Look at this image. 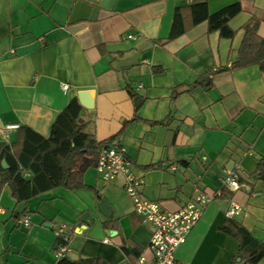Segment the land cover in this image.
<instances>
[{"label":"crops","instance_id":"1","mask_svg":"<svg viewBox=\"0 0 264 264\" xmlns=\"http://www.w3.org/2000/svg\"><path fill=\"white\" fill-rule=\"evenodd\" d=\"M200 2L209 13L239 3L228 20L231 37L206 20L192 23L190 5ZM176 7L185 30L162 41ZM250 19L263 38L264 0H0V121L18 124L0 139V151L21 139L25 126L48 136L56 115L82 92L88 130L97 140L113 136L110 146L125 151L141 194L166 210L182 206L198 185L220 188L238 164L244 186L208 203L175 251L181 264H231L239 239L221 229L229 199L242 208L232 219L264 242V181L254 177L264 157V71L250 64L212 73L238 57ZM136 52L134 65L116 68ZM82 181L88 187L30 197L15 216L18 203L0 177V264H57V230L72 260L132 264L136 253L152 257L151 229L134 211L124 176L103 180L90 166ZM254 264H264V255Z\"/></svg>","mask_w":264,"mask_h":264},{"label":"trees","instance_id":"2","mask_svg":"<svg viewBox=\"0 0 264 264\" xmlns=\"http://www.w3.org/2000/svg\"><path fill=\"white\" fill-rule=\"evenodd\" d=\"M240 9L239 3H232L214 13H209L204 2L190 5L192 23L206 20L210 30H217L220 35L227 37L234 34V30L228 25V20ZM255 24L254 19L246 23V32L238 57L228 67L217 68L212 74L250 64H256L264 71V37L261 39L255 37ZM184 30L182 13L180 8L176 7L168 35L162 38V41L172 39ZM85 114H87L86 109L79 103L77 96H73L56 115L48 136H43L25 126L21 139L2 148L1 181L7 183L16 203L25 202L34 195L58 186L69 189L88 187L82 181L83 172L88 167L96 165L99 151L110 146L113 136L97 140L88 130L89 120L84 118ZM126 122L127 120H124V123ZM2 159L6 162V167L2 166ZM254 174L255 179L264 181V157L258 158ZM237 179L240 182V171ZM220 189L219 195L224 191L232 192L224 185H221ZM24 212L25 210L18 215ZM221 229L236 235L239 239V248L231 264H236L237 259L244 261V264H254L264 255V242L254 237L242 223L227 217ZM60 245H67V237L61 232L56 247ZM122 247L126 251H132L124 245ZM135 255L132 262L137 258L138 253ZM96 260H72L62 254L57 264H93L92 261L95 264Z\"/></svg>","mask_w":264,"mask_h":264},{"label":"built area","instance_id":"3","mask_svg":"<svg viewBox=\"0 0 264 264\" xmlns=\"http://www.w3.org/2000/svg\"><path fill=\"white\" fill-rule=\"evenodd\" d=\"M61 88L66 90L68 85L62 84ZM17 127V123H1L0 121V139L7 140L10 132ZM178 168L180 166L176 164L171 166L174 170ZM95 170L103 180H109L117 174L124 176L123 188L132 201L134 211L151 229L148 245L152 251V257L148 259L141 253L132 264H181L175 257L176 249L184 243L205 206L221 193L220 188L208 192L198 185L192 197L182 206L176 210H166L159 201L147 199L141 194L142 180L130 171V161L125 151L114 146H106L99 151ZM238 171H240L239 165L235 164V167L228 170L223 177L222 185L231 191L244 186L237 179ZM241 212V206L229 199L225 207V215L235 217ZM19 221L27 225L28 215H23ZM57 233L59 234L58 230ZM66 248V245H60L57 248L58 254L62 255Z\"/></svg>","mask_w":264,"mask_h":264},{"label":"water","instance_id":"4","mask_svg":"<svg viewBox=\"0 0 264 264\" xmlns=\"http://www.w3.org/2000/svg\"><path fill=\"white\" fill-rule=\"evenodd\" d=\"M138 55L139 53L136 52L130 56L124 57V58H120L117 60V64H116V68H120V67H129L131 65H134L137 60H138ZM202 81H206V78H203ZM142 98L140 97H136L135 98V104L136 106L139 105L140 101ZM78 100L80 102V104L84 107H88V102L86 100L85 95L82 92L78 93ZM5 144V141L0 140V148ZM2 165L5 167L6 163L3 161ZM25 209V203L24 202H19L15 208V216H17L18 213H20L21 211H23ZM99 209L106 215L107 211L109 210V204L108 202L103 199L102 202L99 205ZM90 219V214L89 212L84 213L81 220L82 221H86L87 219ZM236 264H244V261H240L239 259H237V263Z\"/></svg>","mask_w":264,"mask_h":264},{"label":"rangeland","instance_id":"5","mask_svg":"<svg viewBox=\"0 0 264 264\" xmlns=\"http://www.w3.org/2000/svg\"><path fill=\"white\" fill-rule=\"evenodd\" d=\"M126 192V191H125ZM128 195V194H127Z\"/></svg>","mask_w":264,"mask_h":264}]
</instances>
